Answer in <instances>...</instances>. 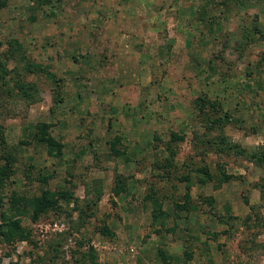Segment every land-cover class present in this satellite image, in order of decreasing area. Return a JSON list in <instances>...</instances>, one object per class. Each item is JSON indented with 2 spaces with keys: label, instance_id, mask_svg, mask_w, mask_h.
I'll return each instance as SVG.
<instances>
[{
  "label": "rangeland",
  "instance_id": "rangeland-1",
  "mask_svg": "<svg viewBox=\"0 0 264 264\" xmlns=\"http://www.w3.org/2000/svg\"><path fill=\"white\" fill-rule=\"evenodd\" d=\"M0 55L8 81L37 90L0 88L19 147L0 212L42 189L84 210L60 200L22 216L30 240L0 238V264H28L59 232L57 264H90L78 242L96 264H264V168L212 144L264 149V0H6ZM37 123L61 157L34 140Z\"/></svg>",
  "mask_w": 264,
  "mask_h": 264
},
{
  "label": "trees",
  "instance_id": "trees-1",
  "mask_svg": "<svg viewBox=\"0 0 264 264\" xmlns=\"http://www.w3.org/2000/svg\"><path fill=\"white\" fill-rule=\"evenodd\" d=\"M6 0H0V8L5 6ZM9 58L8 56L5 57ZM9 75V70L5 67V64L1 60L0 55V88L2 90H8L12 94L20 97L22 100H31L35 101L36 97V87L34 84L27 82H22L18 80L16 83L8 81L7 76ZM6 90V91H7ZM212 105V104H211ZM214 108V107H213ZM50 125L45 123L36 124V132L34 134V140L43 145L46 149V152L49 156L52 157H61L62 156V144L58 142L50 133ZM212 144L215 146V150L220 153H231L235 149V153L240 155H245L249 162L254 165L262 166L264 168V149L261 148V151L258 153H249L246 150L242 149L240 146L228 142L224 137H219V139L212 140ZM18 146H9L6 142L4 131L2 126H0V152L6 151L4 154V162H0V208L4 205V188L13 175L14 164L17 158L16 152L18 153ZM234 153V152H233ZM39 183L44 186L48 184L50 176H42L38 178ZM123 189L119 187L114 192V195H119L120 191ZM261 196L264 197L263 191H261ZM101 194L97 192L96 201H91L88 203V206H94L97 202L100 201ZM63 200L65 203L69 204L70 201L75 203L79 214H83L84 210L78 208V201L75 198L74 194L71 191L63 190L60 192H51L48 189H42L38 196H24L12 192L8 199V207L10 216L6 212H0V238L5 243H11L13 241H29L32 234L30 229H25L21 224V217L28 215L32 223H36L40 217L47 213L50 210L57 209L59 207V201ZM160 205H158L157 212L152 215L153 220H158L160 216ZM103 234H111L110 230L107 227L102 228ZM65 232H59L54 238H51L46 243V248L40 255L30 256L28 264H57L60 260V254L62 249V244L65 240ZM85 247H88L83 242H78V248L76 251L80 253L82 258L89 259L90 264H96L94 261V254H92L91 247L85 250ZM189 257V255H188ZM187 257V260L189 258ZM82 264H86L85 261ZM185 264V263H183Z\"/></svg>",
  "mask_w": 264,
  "mask_h": 264
}]
</instances>
